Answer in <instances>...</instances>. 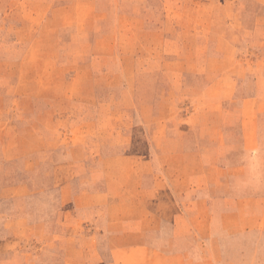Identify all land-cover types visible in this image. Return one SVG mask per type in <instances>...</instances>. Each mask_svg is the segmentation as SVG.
<instances>
[{
  "label": "rangeland",
  "instance_id": "374dc122",
  "mask_svg": "<svg viewBox=\"0 0 264 264\" xmlns=\"http://www.w3.org/2000/svg\"><path fill=\"white\" fill-rule=\"evenodd\" d=\"M248 100H264V0H0V264H63L68 233L106 223L82 196L182 175L184 153L255 160Z\"/></svg>",
  "mask_w": 264,
  "mask_h": 264
},
{
  "label": "crops",
  "instance_id": "0c3cea01",
  "mask_svg": "<svg viewBox=\"0 0 264 264\" xmlns=\"http://www.w3.org/2000/svg\"><path fill=\"white\" fill-rule=\"evenodd\" d=\"M258 132L254 126L243 132L242 150L255 158L248 164L227 160L236 151L229 146H220L218 157L187 152L177 162L182 175H141L133 190L82 196L104 197L106 223L88 235L68 233L63 264H264V145L253 142ZM193 135L205 137L202 131ZM37 229L44 239L53 234L45 222Z\"/></svg>",
  "mask_w": 264,
  "mask_h": 264
}]
</instances>
